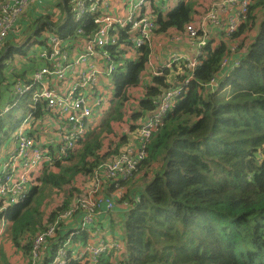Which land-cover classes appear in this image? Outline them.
<instances>
[{
    "label": "trees",
    "instance_id": "16d2710c",
    "mask_svg": "<svg viewBox=\"0 0 264 264\" xmlns=\"http://www.w3.org/2000/svg\"><path fill=\"white\" fill-rule=\"evenodd\" d=\"M62 1L67 16L34 19L35 27L23 35L20 16L18 30L0 47V111L15 100V83H27L33 70L44 64L24 47L32 42L34 50L45 48L53 30L66 38L79 27L70 0ZM148 2L158 25L154 34H183L195 16L205 14L195 11L190 1L173 0L167 12ZM90 28L88 24L84 30ZM218 31L221 38L207 39L186 92L175 99L145 148L132 176L142 184L132 186L133 178L122 181L125 189L115 198V210L95 221L97 238L118 239L120 250L102 252L88 264H264V0H251L236 31ZM232 47L237 65L223 72L221 60ZM108 50L116 63L111 97L69 157L44 165L31 178L24 201L7 207L0 264H25L33 238L89 190L95 169L122 152L132 133L156 110L158 97L188 75L186 62L180 61L146 78V46L133 60L116 46ZM29 108V98H21L0 117V133L17 130ZM17 111L24 116L13 119ZM45 117L49 115L38 105L28 135L53 151L56 143L41 144ZM123 126L126 132L120 131ZM84 179L89 180L85 186ZM111 192L115 189L109 181L102 194ZM68 226L62 220L58 224L60 238ZM52 243L53 249L59 245L56 239ZM51 245L45 243L46 251Z\"/></svg>",
    "mask_w": 264,
    "mask_h": 264
},
{
    "label": "built area",
    "instance_id": "2783aa9c",
    "mask_svg": "<svg viewBox=\"0 0 264 264\" xmlns=\"http://www.w3.org/2000/svg\"><path fill=\"white\" fill-rule=\"evenodd\" d=\"M152 1L160 5V11L169 10L171 0ZM30 3L31 0H2L0 47L11 33L18 30V20ZM250 3L251 0H221L212 4L200 21L186 25L184 32L193 49V57L172 54L164 66L185 61L187 77L158 97L156 110L142 122L134 142L115 159L95 169L89 190L33 238L25 264H71L73 260L88 264L102 252L120 250L118 239L97 238L99 228L95 227L96 219L101 213L115 210V198L125 189L121 182L132 178L138 163L146 155L145 148L152 135L173 107L175 99L185 93L207 42L205 25L211 24L230 35L246 18ZM69 4L75 22L80 24L75 34L62 38L52 27L53 32L45 38L46 47L35 49L30 54L33 59L42 61L43 66L33 70L27 83H15V100L0 111L2 117L18 104L19 99L28 97L30 100L29 113L14 133L12 148L0 159V236L7 228L4 217L7 207L26 198L31 178L36 177L44 165L69 157L76 143L86 136L91 119L102 111L116 69L108 48L116 46L124 50L123 56L128 59L131 51H139L146 46L149 49L147 67L152 66L149 57L152 37L158 25L153 12L148 11V0H122L118 5L112 0H70ZM229 8L232 9L231 16L221 20L219 13L226 14ZM88 24L91 28L86 32L84 27ZM122 34H126V40H121ZM170 38L179 41L181 36L175 34ZM234 52L232 47L230 54L221 60L223 72L231 71L237 65ZM158 73L159 70L153 72L154 75ZM108 81L109 84L105 85ZM38 105L55 121V126H62L53 151L36 144L25 129L27 120L33 118ZM109 181L115 192L103 195L102 189ZM61 220L73 225L68 226L60 238L57 226ZM83 235L87 236L86 241L82 239ZM92 235L96 239L93 240ZM54 239L59 243L55 249ZM48 241L52 245L46 251L45 243Z\"/></svg>",
    "mask_w": 264,
    "mask_h": 264
},
{
    "label": "crops",
    "instance_id": "0c3cea01",
    "mask_svg": "<svg viewBox=\"0 0 264 264\" xmlns=\"http://www.w3.org/2000/svg\"><path fill=\"white\" fill-rule=\"evenodd\" d=\"M172 1L173 0L170 1L169 5H171ZM112 2H113V4L118 5L122 2V0H112ZM46 14L53 16L54 20H56V21L61 16H63V17L67 16L63 1L62 0H31V3L29 4V6L22 13L23 26H24V30H23L22 35L24 33H26L27 31H29L30 28L33 27L34 19L43 17ZM231 14H232V9L229 8L226 14L219 13V16H220L221 20L223 18L227 20V17L231 16ZM205 15L206 14H204L201 17L198 15L195 16L194 21L192 23L193 24L197 23ZM205 32H206L207 39L211 38V39L216 40L218 38H221L218 29L213 27L211 24L205 25ZM171 34H176V32L171 31V32L167 33L166 35H163L162 39L157 44L155 43L154 40L161 34L155 33L153 35V41L152 42H154L155 44L153 43L152 52H151V55L149 57L150 61L152 63V66L146 67V69H145V77L146 78H149L151 73L153 74V66H155L158 69L164 67V65L169 61V58L171 57V55L173 53L180 54V55H182L184 57H188V58L193 57L194 52H193V49L190 45V41L188 39H186L185 37H183V39L181 41H173L170 38ZM31 35H32V33L27 37V39H30ZM164 36H166V37H164ZM19 38H21V37H19ZM168 39H170L171 41H169ZM26 40H25V42H26ZM157 55L159 56L160 60L158 62H156V61L154 62V59ZM137 57H138L137 51L133 50L129 53L128 59L133 60V59H136ZM146 73H148V76H146ZM111 92H112V89L109 90L107 97H111ZM95 117L96 116H94L91 119L90 125H91V123L96 125ZM13 119H14V116H13ZM31 124L32 123H27L25 125V129L27 130V132L30 130ZM54 124H56L55 121L50 119V117H47L46 119L43 120V126L42 127L45 128L48 126H52L53 130L52 131L50 130L51 132L50 131H46L45 133L43 132L41 144L57 143L59 133L56 130V129H58V127L55 126ZM33 126L36 127L37 124H34V122H33ZM1 138H2L0 140L1 145H3V143H4V145H6V148H5V151L3 154V156H4L13 146L14 135H13V137L11 136V138H9L8 134L6 133L5 136L2 135ZM3 138H5L6 140ZM134 139H135V135L133 137H131L129 143L126 146L132 144L134 142ZM7 143H9V144L7 145ZM72 225H73V223H69V226H72Z\"/></svg>",
    "mask_w": 264,
    "mask_h": 264
},
{
    "label": "rangeland",
    "instance_id": "374dc122",
    "mask_svg": "<svg viewBox=\"0 0 264 264\" xmlns=\"http://www.w3.org/2000/svg\"><path fill=\"white\" fill-rule=\"evenodd\" d=\"M184 1H190V3H192V5H193V7L195 8V11H197L198 13H200V12H205V14L206 13H208L209 12V9H210V6L212 5V4H214V3H217V2H219V1H221V0H184ZM56 21V20H55ZM35 22H33V28L35 27ZM180 36H181V39L179 40V41H181L182 39H183V37H185L186 38V36H185V33H183V34H179ZM162 36L163 35H159L154 41H155V43L157 44L161 39H162ZM164 37H166V36H164ZM169 41H171L170 39H168ZM152 41H153V37H152ZM153 43L154 42H152V46H153ZM154 43V44H155ZM25 50L30 54V53H32L33 51H34V45H33V43L32 42H29L25 47ZM173 54H176V53H173ZM170 59V58H169ZM160 60V58H159V56L157 55L156 57H155V59H154V62L156 61V62H158ZM158 71V68H156L155 66H153V72H157ZM146 76H148V73H146ZM112 89V88H111ZM134 94H136L137 96H140V92L139 91H136V92H134ZM116 104H117V100H114L113 102H112V105H113V107H115L116 106ZM110 106V104L108 105V107ZM120 109H122V107L120 108ZM123 110V109H122ZM21 116H24L23 115V113L21 112V111H17L16 113H15V115H14V118H19V117H21ZM44 119H46V117L44 118ZM28 121V123H32V119H28L27 120ZM115 125V124H114ZM61 128H62V126L60 127V128H58V129H56L57 131H58V133H59V131L61 130ZM4 129H7V130H9L8 129V127H7V125L4 127ZM14 130H16L15 128L14 129H12V131H8L7 132V134H8V137L9 138H11V136L13 137V135H14ZM52 131L53 129H52V126H48V127H45L44 128V133L46 132V131ZM126 130H127V126H123L122 128H120V131H124V132H126ZM50 131V132H51ZM1 132V131H0ZM135 135V133H132V136L131 137H133ZM1 133H0V140L2 139L1 138ZM3 139H5V138H3ZM6 140V139H5ZM9 143H7V145H8ZM5 148H6V145H4V143H3V145H1V143H0V159L1 158H3V154H4V151H5ZM126 150V146L125 147H123L122 148V152H124ZM121 152V153H122ZM133 178V177H132ZM133 185L132 186H136V185H140V184H142V180L141 179H139V178H137V177H135V178H133ZM89 183V180L88 179H84V181H83V184H84V186L85 185H87ZM54 197V195H51L48 199L47 198H45V200L47 199V201H46V203H48V202H50V200H51V197ZM44 200V201H45ZM7 231V230H6ZM6 231L0 236V238L1 237H4V236H6ZM1 240V239H0ZM121 248V247H120ZM17 258V256L14 258V259H16Z\"/></svg>",
    "mask_w": 264,
    "mask_h": 264
},
{
    "label": "clouds",
    "instance_id": "9594fccd",
    "mask_svg": "<svg viewBox=\"0 0 264 264\" xmlns=\"http://www.w3.org/2000/svg\"><path fill=\"white\" fill-rule=\"evenodd\" d=\"M36 28H37V26H36ZM36 28H35V29H36ZM32 34H34V31H33ZM31 36H32V35H31ZM164 67H165V66H164ZM186 90H187V89H186ZM185 92H186V91H185ZM19 100H20V99H19ZM18 103H19V102H18ZM8 104H9V103H8ZM5 105H6V104H5ZM5 105H4V106H5ZM4 106H3V107H4ZM17 106H18V104H17L15 107H17ZM15 107H14V108H15ZM2 109H3V108H2ZM10 110H11V109H10ZM28 113H29V111L27 112V115H28ZM4 115H5V114H4ZM4 115H3V116H4ZM27 115H26L25 118H27ZM3 116H2V117H3ZM25 118H24V119H25ZM33 119H34V118H33ZM22 122H23V121H22ZM27 123H28V122H27ZM20 125H21V124H20ZM20 125H19V126H20ZM23 201H24V200H23ZM21 202H22V201H21ZM18 203H19V202H18Z\"/></svg>",
    "mask_w": 264,
    "mask_h": 264
}]
</instances>
